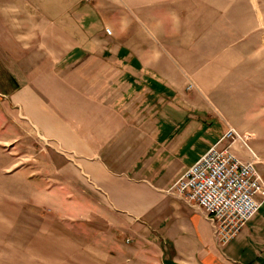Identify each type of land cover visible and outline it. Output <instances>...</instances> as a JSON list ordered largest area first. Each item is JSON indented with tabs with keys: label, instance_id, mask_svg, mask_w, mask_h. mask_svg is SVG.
I'll use <instances>...</instances> for the list:
<instances>
[{
	"label": "rangeland",
	"instance_id": "1",
	"mask_svg": "<svg viewBox=\"0 0 264 264\" xmlns=\"http://www.w3.org/2000/svg\"><path fill=\"white\" fill-rule=\"evenodd\" d=\"M75 3L86 43L35 0H10L29 14L0 15V264H159L148 224L114 211L54 137L59 86L97 97L123 49L184 108L244 138L264 179V0ZM40 110L49 133L35 127Z\"/></svg>",
	"mask_w": 264,
	"mask_h": 264
},
{
	"label": "crops",
	"instance_id": "2",
	"mask_svg": "<svg viewBox=\"0 0 264 264\" xmlns=\"http://www.w3.org/2000/svg\"><path fill=\"white\" fill-rule=\"evenodd\" d=\"M35 2L50 23L89 41L75 0ZM5 5L0 0V15L7 21L18 11L29 14L10 0ZM112 60L121 69L103 71L97 97L91 86H59L54 137L83 160L77 167L104 192L114 211L148 224V239L159 245V264H264V204L235 238L221 244L203 211L171 190L227 130L176 102L127 51L119 49ZM44 114L40 110L32 119L38 131L49 133ZM232 149L240 157L246 154L236 142Z\"/></svg>",
	"mask_w": 264,
	"mask_h": 264
},
{
	"label": "built area",
	"instance_id": "3",
	"mask_svg": "<svg viewBox=\"0 0 264 264\" xmlns=\"http://www.w3.org/2000/svg\"><path fill=\"white\" fill-rule=\"evenodd\" d=\"M235 142L252 158L242 161L232 150ZM255 160L244 138L229 129L171 188L203 211L221 244L235 238L264 204V179Z\"/></svg>",
	"mask_w": 264,
	"mask_h": 264
}]
</instances>
